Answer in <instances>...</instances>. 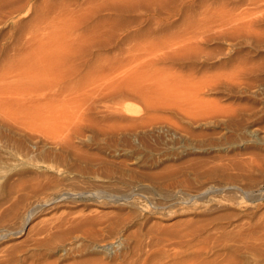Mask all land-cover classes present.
Returning <instances> with one entry per match:
<instances>
[{"label":"rangeland","instance_id":"374dc122","mask_svg":"<svg viewBox=\"0 0 264 264\" xmlns=\"http://www.w3.org/2000/svg\"><path fill=\"white\" fill-rule=\"evenodd\" d=\"M0 264H264V0H0Z\"/></svg>","mask_w":264,"mask_h":264}]
</instances>
